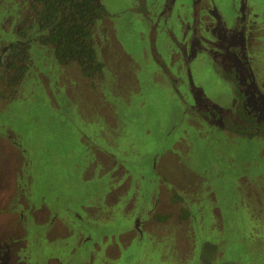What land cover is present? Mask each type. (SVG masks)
<instances>
[{
  "label": "rangeland",
  "instance_id": "374dc122",
  "mask_svg": "<svg viewBox=\"0 0 264 264\" xmlns=\"http://www.w3.org/2000/svg\"><path fill=\"white\" fill-rule=\"evenodd\" d=\"M100 2L103 68L83 77L39 40L32 0H0V247L11 264H264V134L196 107L231 111L233 92L192 47L194 0ZM206 3L222 32L251 33L264 88V0Z\"/></svg>",
  "mask_w": 264,
  "mask_h": 264
},
{
  "label": "flooded vegetation",
  "instance_id": "af4514ba",
  "mask_svg": "<svg viewBox=\"0 0 264 264\" xmlns=\"http://www.w3.org/2000/svg\"><path fill=\"white\" fill-rule=\"evenodd\" d=\"M197 1L198 0H194L193 12H197L196 18L197 16L200 18L199 24L198 20H196L199 31L198 33L194 32L192 35L194 37L192 43L195 44L192 47L198 50L200 45H203L206 52L210 54L217 67L220 78L231 85L233 92V107L231 111L227 109L224 110L222 107H217L204 100L199 93L195 95L196 107L214 125L222 128H226V122H229V119L235 120L234 116L236 110L241 108V112L245 113L246 116L254 121L256 133L248 135V137L264 134V131H261V129L264 130V88L260 86L254 69L256 60H254L251 55V33L250 40L248 41L246 38V31H239V29L237 30L235 27L226 28L225 31L222 32V28L224 27L219 24L216 25L214 19L215 17L218 21L216 15L213 16L210 14L212 12V3L203 5L205 4V0L201 3L200 1L197 3ZM198 8L199 11H197ZM251 12L254 18L257 19V13L250 7L247 14L252 15ZM261 16H263V14H261ZM220 19H222L221 15ZM239 19L240 17L237 18V24ZM247 19L249 20V18ZM245 21V27L250 29L252 21ZM262 23H264V20H262ZM41 36L42 34L39 40H41ZM25 45L27 47L28 44ZM13 46L8 53V60L4 72L6 75H8L7 70L12 69L11 59H18L19 55L17 52L14 53L12 51ZM3 79L4 77H0L2 83L4 82ZM203 96L206 97L205 95ZM12 255V247L7 246V243L3 244L0 247V264H11L13 259Z\"/></svg>",
  "mask_w": 264,
  "mask_h": 264
},
{
  "label": "trees",
  "instance_id": "16d2710c",
  "mask_svg": "<svg viewBox=\"0 0 264 264\" xmlns=\"http://www.w3.org/2000/svg\"><path fill=\"white\" fill-rule=\"evenodd\" d=\"M100 1L32 0V6L37 14V26L42 32V42L53 47L58 62L62 64L75 62L83 77L100 76L103 68L102 62L96 56L92 40L94 21L104 14ZM240 109L236 110L235 120L229 119L230 121L226 122V128L247 136L255 134L254 121ZM159 214H154L157 221L168 217L167 214ZM203 249L206 256H210L211 259L216 247L206 243Z\"/></svg>",
  "mask_w": 264,
  "mask_h": 264
}]
</instances>
